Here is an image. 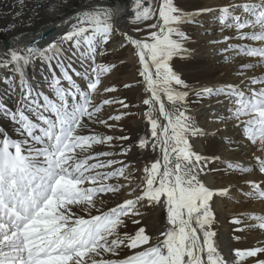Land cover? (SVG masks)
<instances>
[{
    "label": "snow or ice",
    "instance_id": "obj_1",
    "mask_svg": "<svg viewBox=\"0 0 264 264\" xmlns=\"http://www.w3.org/2000/svg\"><path fill=\"white\" fill-rule=\"evenodd\" d=\"M135 4L136 19L147 21L155 17L156 23L147 27L156 31L144 40L127 36L126 39L135 48L142 66L139 75L150 93L144 104L158 110L166 122L161 124L159 119H154L151 111L147 114L153 147L159 145L162 159L145 168L144 195L106 211L99 207L103 203L102 195L120 191L121 185L108 181L123 176L124 168L100 171L122 163L100 160L113 153L92 151L94 145L111 142L114 137L84 134V131L89 122L113 127L108 120L99 118L104 105L119 103L124 108L128 105L123 100L110 99L95 103L101 77L114 65H90L91 71L84 73L73 67L74 58L93 57L112 32L110 13H86L78 26L63 37L75 48L67 60L55 43L49 49L51 56L47 51L30 47L27 54L11 50L0 59V65H13L20 73L19 83L13 81L9 88L19 93L21 106L13 111L0 102V113L16 123L23 136L22 140L12 139L0 129V264H229L212 229L215 214L211 201L217 193L198 178L204 171L205 158L192 151L188 138L204 133L195 127L182 107L188 92L180 91L177 86L185 89L188 86L171 66L175 56L187 54L184 41L188 37L178 25L193 20L174 6L173 0H160L158 10L148 6L145 0H135ZM235 9L246 15H235ZM221 13V22L234 27L240 39L259 45L234 48L238 54L258 58L256 65L246 64L242 68L264 65V0H245L224 7ZM37 56L48 62L53 72L54 98L34 90L24 79L23 68ZM53 60L55 69L51 67ZM56 69L60 76L56 75ZM74 75L87 80L84 88ZM62 82H67L68 87ZM250 83L264 85V77L254 78ZM196 94L234 98V117L237 120L247 117L241 121L245 136L253 144L259 142L264 150V86L248 92L234 85L205 87ZM165 101L173 109H168ZM124 115L108 119L119 121ZM148 144L144 139L139 147L146 148ZM257 159L259 171L264 173V160ZM228 167L240 166L229 164ZM240 171L252 169L240 167ZM252 188L256 197L264 199V188L256 183ZM219 195L226 193L221 191ZM144 198L165 207L171 225L155 244L143 227L134 235L120 231L126 226L124 218L141 214L137 205ZM93 210L99 214L93 215ZM252 218L259 220V227L264 229V216ZM121 249L131 250L132 254L120 258ZM234 255L237 258L234 264H240L247 258L264 255V247L237 249ZM256 264H264V259Z\"/></svg>",
    "mask_w": 264,
    "mask_h": 264
},
{
    "label": "bare ground",
    "instance_id": "obj_2",
    "mask_svg": "<svg viewBox=\"0 0 264 264\" xmlns=\"http://www.w3.org/2000/svg\"><path fill=\"white\" fill-rule=\"evenodd\" d=\"M30 1L33 2V6H31V8L27 10L28 15L27 18H25L27 21H24L22 19L23 17L22 9L20 10L21 6L19 8L13 7L11 5L13 4V0H0V59H4L5 53L11 50L19 51L21 54H27V49L30 47L35 48L38 51H47L48 53L50 46L53 43L57 44V42L61 39V37L72 32L78 26L80 20L84 17L86 13L101 12V11L107 12L110 13V17H113L112 19L115 22V24H117L118 30L122 33L121 43L120 44L117 43L116 48L125 45L129 47L130 56L127 62L134 64L132 74L129 76L128 79L125 80L124 83L132 84L134 82L140 84L142 86L141 92L143 94H147L146 99L150 98V93L146 89L144 78L139 75L142 66L138 61V57L135 55V48L126 39V36L131 37L133 39H139L136 32L130 30V28L128 27L131 22V11L133 12L135 9V0H30ZM146 1L149 0H145V2ZM211 2L207 3L208 4L207 8L205 9L203 8L204 9L203 12H206L208 10L214 12V15L216 12H219V14L221 15L222 14L221 10L224 7L238 5L245 2V0H214V3L210 4ZM214 9L216 10L213 11ZM24 13L26 14L25 10ZM234 14L239 16L246 15L239 9H235ZM40 18H42L41 21L51 18L53 22L49 20L50 22L46 21L44 24L39 23V25L36 27H31L28 24V21L31 22V24H34L32 22L39 20ZM212 19L214 20L211 21L209 20V22L206 24V25L208 24L211 25L208 27L207 37L202 39L203 42H205L204 44L206 43L211 44L209 46L210 48H208V53L206 52L207 55L204 56V58H208L209 60L214 61L217 64V68L220 69V71H224V73L228 77L225 78V80H223V83L213 82L212 84L214 86L206 85V87L218 89L221 87H226L228 85H234L237 88L244 90L245 92H248L249 89L252 88L259 89L260 87L264 86L259 84L253 85L250 83V81L254 78L258 79L264 77V65H259L249 69H244L242 68L243 65L246 64L256 65L258 58L249 57L243 54H238L237 51L234 50V48H241L246 44L250 46H259L257 42L240 39L237 30L234 27H227L225 23H222L218 14H216V16H214ZM218 20H220L219 24H217ZM228 23H231V20H229ZM15 24H18L17 28L11 29L10 26ZM245 31H248V29H245ZM10 37L12 39L6 42V39ZM19 45L22 46L19 47ZM203 51L204 49L202 48L200 52H193L190 55L192 58L193 57L203 58V53H202ZM97 59L98 57L97 56L95 57V55L88 59L82 58L80 59V61L78 60L79 62L78 64H80L81 68H87V71L90 72L89 71L90 65L91 66L97 65ZM42 61L45 62V64H41L42 66L38 69V71L28 70L26 65L23 68L24 79L27 81L28 85H30L34 90L38 92H43L44 94L54 98V90L52 87L53 72L50 69L48 62L44 60ZM227 62L230 63L223 68L224 63ZM1 68L6 69L7 66L0 65V69ZM76 69L79 72L84 73V71L82 72L81 69L79 68ZM15 70L16 71H13L14 73L12 72V75L19 78L20 80V73L17 71L16 68ZM1 72L2 75L4 76L7 75L8 73H11L10 71L7 70H3ZM56 75L60 76L58 71L56 72ZM73 78L82 88H84V86L87 84V80L83 79L82 77H76L74 75ZM19 80L18 82H16L17 84L19 83ZM62 83L65 87H68L67 82H62ZM105 87H106V82L104 83L103 89ZM97 95H99L101 99H103L104 97V95H100V94ZM214 97L215 98L213 99V102H211L210 104L211 105L218 104L221 105L222 108L225 106L224 102L226 100L229 102L233 101L232 97H228L224 95H214ZM19 98H20L19 93L12 92L9 88V85L7 86L6 90L4 91L0 90V102H4L7 105V107L8 108L10 107L11 110L13 111H18L21 108V106L18 104ZM14 99L15 102H13ZM220 100L222 101L220 102ZM165 103L168 109L170 110L173 109L174 106L171 103H168L167 101H165ZM210 104H205V107L211 106ZM228 104L227 106H229ZM233 106H235V104L231 103V105L228 108H226V110L224 109L219 110V112H222L223 116L222 115L219 116L216 114L214 115V118L219 121L221 118L222 120L223 119L225 120L226 119L225 116L227 115L228 120L230 121V123H232V125L229 126L231 128L228 129L227 127H225V125H219V127H217L215 130L213 129V131L210 134L217 136L219 139L224 140V141L221 140V143L224 145L225 149L227 148L225 152L223 151L222 154L217 156L218 158L214 157L217 158V160H219L220 163L222 162L224 163L222 167L223 173L221 174V179L223 181H220L219 179L215 180V177L212 175L213 172L211 170H210L211 171L210 174L207 173L208 170L207 165L209 163L206 159L204 160V162H202L204 171L201 172L198 177L201 180V182L205 184V186H207L211 190H214L217 193L216 195H214L213 200L211 201L212 210L215 214V220L214 223L212 224V229L216 232V236L214 239L219 245V250L228 260L229 264H234V262L236 261L237 258L234 255V250H237L239 248L237 247L236 236L229 227V222L227 220L228 219L227 217L229 216L230 213L224 210L225 208L224 207L225 202L223 201L224 198L229 197L239 201L237 202L238 204L235 203L230 204L231 206H233L231 212L233 214L234 213L239 214L244 227H246L245 235H247L252 241H254V243L258 247H264V229H261L259 227V223H260L259 220L252 218L255 216H264V199L256 197L252 188L253 183L259 184L261 188H264V175L259 171V165L257 159L259 158L264 160V150H261V145L259 144V142L253 144L245 136L243 128H241V126H243L241 121L246 120L247 117H241L240 120H237L234 117V110L236 107L233 108ZM144 107L145 108L139 122H142L144 120L148 121L147 114L151 111V115L154 119H159L161 124L166 123L163 120V117L161 116L158 110L150 109L149 106L145 104ZM182 107L186 110V113L192 118V114L189 112L190 110H187L185 106V102L183 103ZM26 114L31 115V113H26ZM99 118L105 120L102 113L99 114ZM9 121L10 118L8 116L4 115L3 113H0V129H4V130L7 129V131L8 128L11 129L12 128L11 125L7 123ZM229 121L227 123H229ZM92 124H94L95 126V132L100 133L101 135L98 134L100 136L108 135V136H113L115 138L118 135V132L115 129H114L115 131L113 130L110 132H105V131L102 132L103 130L102 127H101L102 129H100V127L95 123ZM16 127L17 128L11 133L12 137L10 138L12 139L15 138L16 140H22L23 136L21 135L20 128L18 125ZM226 129L228 132L225 133L224 130ZM147 130L148 131L151 130V125L147 126ZM229 133H232L234 136L231 137ZM85 134H95V133L86 132ZM188 138L192 151L204 157L203 155L204 153H206L204 146L196 142L198 139H195V136H189ZM241 138L242 140H240ZM152 140L153 138L152 136H150V139L148 140L149 144L144 150H141V148L136 146L132 154L126 155L127 154L126 153L123 155V157L124 158L133 157L135 159L137 155L148 154L147 156H150L151 160L145 163L146 164L145 167L149 168L153 162L162 159V153L160 151L159 145H157L154 148ZM105 145H102L100 147L94 146L95 153L108 152ZM197 146L200 147V149H202L201 152L199 149H197L198 148ZM107 157L108 156L104 157V161L107 160ZM119 159H122V155L120 154H119ZM122 160L124 162L126 161L124 159ZM229 164L238 165L240 167L251 168L252 171L242 172L240 171V167L229 168L228 167ZM116 169L117 166L114 167L112 166L111 168L100 169V171H113ZM128 175H130L129 172ZM108 183L121 185V188L120 191L118 192L119 193L118 195H114V194H111L114 196L105 195L106 197L102 198L103 203L99 205V207L102 210L106 211L120 202L122 204L123 202H125V200L126 201L136 200L138 198V197L135 198V196L133 195H127L129 194L128 193L129 188H125L124 179L122 176L115 177L109 180ZM145 186L146 183L144 185V189ZM244 186H247V188H244ZM221 191H224L226 195H219V192ZM236 191H238L239 193L236 194L235 193ZM238 194H241V197L237 198L239 196ZM138 196L142 197L141 195ZM147 205H148L147 202L145 200H142L137 206L139 212L141 213L140 215H138V217L140 218L139 220L142 221V226L143 228H145L146 233L151 234L152 236L162 235L163 232L171 228V225L169 224L168 221L167 210L162 205H154L153 207H150V209L148 208ZM80 214L86 215L85 213L82 212ZM92 214L95 215L99 213L93 210ZM157 241H154L153 244H155ZM136 251H139V249ZM131 254L132 251L130 255ZM105 255L107 256L108 254ZM259 259H264V255L259 256ZM256 262L257 260L255 259L249 261L245 259L241 261L240 264H256Z\"/></svg>",
    "mask_w": 264,
    "mask_h": 264
},
{
    "label": "rangeland",
    "instance_id": "obj_3",
    "mask_svg": "<svg viewBox=\"0 0 264 264\" xmlns=\"http://www.w3.org/2000/svg\"><path fill=\"white\" fill-rule=\"evenodd\" d=\"M208 1L209 2L213 1L210 4L214 3V0H173L174 6L182 10V12L186 14L190 19H192L193 22L182 23L178 25L179 30L182 31L188 37V39L184 41V46L187 49V54L181 55V56H175L171 61V66L173 67L174 71L181 77V79L188 86L186 89L179 88V86L177 87L180 91H187L188 93L190 92L186 98L185 106L187 110H190L189 112L192 114L191 119L193 120L194 125L198 126L197 128L201 129L202 132L204 133L203 135L195 136V139H198L196 142L200 143V145L202 144L206 150V153H204L203 156L209 163L207 165L208 166L207 173L210 174V172L212 171L213 172L212 175L215 177V180L219 179L220 181H223L221 179V174L223 173L222 167L224 163L223 162L220 163V161L217 160L218 158L217 156L222 154L223 151L225 152L227 148L225 149L224 145L221 143L222 139H219L217 136L210 135V134L213 131V129L215 130L217 127H219V125H225V127H227L228 129L231 128L229 126H231L232 123H230V121L228 120L227 115L225 116L226 118L225 120L224 119L222 120L221 118L220 121L216 120L214 118V115L215 114L219 116L222 115V112H219V110L221 109L226 110V108H228L231 105V103H233V101L229 102L226 100L224 102L225 106L222 108L221 105H218V104L211 105L210 104L211 102H213V99L215 98L214 95L198 96L196 94L202 88H205L206 85L214 86L212 84L213 82L223 83V80H225V78L228 77L224 73V71H220V69L217 68V64L214 61L209 60L208 58H204V56H206L208 53V48H210L209 46L211 45L210 43L204 44L205 42H203L202 40L203 38L207 37L208 27L211 26L209 24L208 25L206 24L209 22V20L210 21L214 20L212 18L216 16V14H218L219 17L221 16L219 12H216L215 15H214V12L212 11L207 10L206 12H203V10L207 8V5H208L207 3H209ZM146 4L150 6L151 8L158 10L160 7V0H149V1H146ZM11 5L13 7H18V8L21 6L20 10L22 9V12H23L22 19L24 21H27L25 19L27 18V15H28L27 10H29L31 6H33V2L30 0H18V1L13 0V4ZM24 10L26 14L24 13ZM215 10L216 9H214L213 11ZM136 12H137V8L135 4L134 11L133 12L131 11V22L128 27L130 28V30H133L134 32H136L139 39L144 40L145 38L148 37L150 32L156 31V29L147 27V25L156 23V18L154 17L147 21H138L135 16ZM112 18L113 17H110V20H109V23H111L112 25V32L110 34L109 40L107 43L103 44L100 48L97 49V52L95 53V57L96 56L98 57L97 65H101V66L114 65L115 67L112 68V70L109 73L102 75L101 84L98 88L97 94L104 95V97L103 99H101V97L96 94L95 103L97 104L102 103L104 99H110L114 101L123 100L128 105V107L124 108L119 103H113L111 105H104L101 113L103 117L105 118V120H107L108 117L110 116L119 115L121 113H125L126 115H124L123 118L119 121L108 119V123L113 125V127L111 128L105 126L104 124L95 123L96 125L100 127V129L103 128L102 132L104 131L110 132L115 129L117 130L118 135L111 142H106V143H102V144L94 145V146L100 147L106 144L105 147L107 148L108 152L113 153V155L107 157V160H115L118 162H122V163H116L112 166L113 167L117 166V169L121 167L124 168V175L122 177L124 179L125 188H129V192H128L129 194L127 195H133L135 196V198H137L139 197L138 195H141V196L144 195V185L146 183L145 177L147 175V173L145 172V168H146L145 163L150 161L151 158L150 156H147L148 154L147 155H137L135 159L133 157L124 158L123 155L126 153H127L126 155L132 154L135 147L136 146L139 147L138 145L140 144L141 140L150 139L151 130L150 131L147 130V126L150 125L149 121L144 120L142 122H139V120L142 117L144 108H145L144 100L147 98V94H143L141 92L142 86L138 83H134V82L132 84L124 83L125 80L128 79L129 76L132 74L134 64L127 62L130 56L129 47L125 45V46L116 48L117 43L119 44L121 43L122 33L118 30L117 24H115ZM41 20L42 18L32 22L34 24H31V22L28 21V24L31 27H36L39 25V23L44 24L46 21H49V20L53 22L51 18H48L43 21ZM219 22L220 20H218L217 24H219ZM17 26L18 24L11 25L10 28L16 29ZM137 29H141V30L138 31ZM63 37H61V39L57 42V45L61 48L64 59L67 60L68 57L71 56L72 53L75 51V48L73 47L71 42L65 41ZM10 39L12 38L11 37L7 38L6 42L10 41ZM13 39H16V38H13ZM22 45H19V47ZM202 48L204 49V51L202 52L203 58H194V57L192 58L191 57L190 54H192L193 52H200ZM47 54L51 56L52 52L49 51ZM80 59L82 58L73 59V67L75 69L79 68L82 70V72L83 71L85 72L87 68H81L80 64H78L79 63L78 60L80 61ZM229 63L230 62L224 63L223 68L226 67V65ZM41 64H45V62H43L41 58L37 57L29 65H27V69L38 71V69L42 66ZM55 65H56V61L53 60L51 63V67L53 68ZM53 69H55V67ZM3 70L10 71L11 73H8L7 75L4 76L2 75V72H1ZM13 71H16L13 65H7L6 69L4 68L0 69V90L2 91L6 90L7 86L10 85L13 81L18 82L19 78L12 75ZM57 71L59 72V69H56V72ZM89 71H91V68ZM59 74L61 75L60 72ZM105 82H106V87H105L106 89L112 88L115 90L111 92L105 91V88L103 89ZM221 101L222 100H220V102ZM13 102H15V99L13 100ZM205 104H210L212 107L211 106L205 107ZM227 104L229 106H227ZM234 107H236V105L233 106V108ZM9 109L11 108L9 107ZM228 121L229 123H227ZM7 123L10 124L12 128L11 129L8 128V131L7 129L5 130L3 129L4 133L8 137H12L11 133L17 128L16 127L17 124L11 120ZM117 125H120V126H117ZM241 128H243V126H241ZM86 132L100 134L98 132H95V126L94 124L90 122H89V127L88 129L84 131V134ZM224 132L225 133L228 132L227 129L224 130ZM229 134L231 135V137L234 136L232 133H229ZM104 136H108V135H104ZM119 137H127V139H119ZM240 140H242V138ZM94 146L92 149L93 152H95ZM144 149L145 148H141V150H144ZM197 149H199L200 152L202 150L200 149V147H198ZM118 153L122 155V159L126 160L125 162L122 159H119ZM104 157L105 156L100 157V160L104 161ZM214 157H217V158H214ZM128 172L130 173V175H128ZM262 174L264 175V173ZM244 188H247V186H244ZM235 193L237 194L239 192L236 191ZM111 194L112 193H108L106 195L114 196V195H118L119 193L117 192L114 195H111ZM238 195L239 196L237 198L241 197V194H238ZM104 197L106 196L102 195V198ZM142 200H145L147 202L148 204L147 206L149 209L150 207L154 206L146 198L140 199L138 202V205ZM223 201L225 202L224 210L231 214V215L229 214V216L227 217L228 218L227 220L229 222L230 229L234 232V235L236 236L237 247L240 250L255 249L256 247L258 248V246L254 243V241H252L247 235H245L246 227H244L239 214L237 213L233 214L231 212L233 206H231L230 204L232 203L238 204L237 202L239 201L234 200V198L232 199L229 197L224 198ZM118 204H121V202ZM118 204L114 205V207L117 206ZM124 219H125L126 226L120 229L121 233H128L130 235H134L139 228L143 227L142 221L139 220L140 218L138 216L137 217L130 216ZM137 220H139V223L133 222ZM236 220H239V223H234V221ZM148 235L151 237L152 244L154 243V241L162 239V235H154V236H152L151 234H148ZM130 253H131V250L121 249L120 258H125L126 256L130 255ZM252 259L259 260V257L247 258L246 260L249 261Z\"/></svg>",
    "mask_w": 264,
    "mask_h": 264
}]
</instances>
